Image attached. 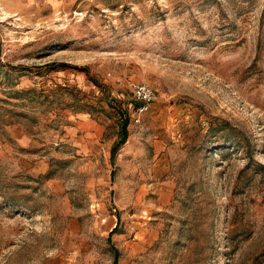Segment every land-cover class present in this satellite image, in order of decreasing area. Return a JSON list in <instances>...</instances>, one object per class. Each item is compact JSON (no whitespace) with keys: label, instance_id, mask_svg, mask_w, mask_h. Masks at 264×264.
<instances>
[{"label":"rangeland","instance_id":"1","mask_svg":"<svg viewBox=\"0 0 264 264\" xmlns=\"http://www.w3.org/2000/svg\"><path fill=\"white\" fill-rule=\"evenodd\" d=\"M115 260L264 264V0H0V264Z\"/></svg>","mask_w":264,"mask_h":264},{"label":"built area","instance_id":"2","mask_svg":"<svg viewBox=\"0 0 264 264\" xmlns=\"http://www.w3.org/2000/svg\"><path fill=\"white\" fill-rule=\"evenodd\" d=\"M129 88L134 99L139 103L138 109L140 112H145L149 109L151 103L156 99L154 89L146 83L131 82Z\"/></svg>","mask_w":264,"mask_h":264},{"label":"trees","instance_id":"3","mask_svg":"<svg viewBox=\"0 0 264 264\" xmlns=\"http://www.w3.org/2000/svg\"><path fill=\"white\" fill-rule=\"evenodd\" d=\"M121 129H120V133H121V139L118 141V143L113 147L112 151L113 153H115L117 151V149L119 148V146L121 144H123L127 138H128V129H127V121H122L121 123ZM117 263V260H115V264Z\"/></svg>","mask_w":264,"mask_h":264}]
</instances>
